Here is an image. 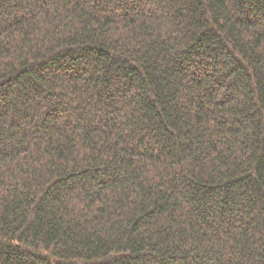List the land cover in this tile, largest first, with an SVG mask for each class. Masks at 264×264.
<instances>
[{"label":"trees","instance_id":"1","mask_svg":"<svg viewBox=\"0 0 264 264\" xmlns=\"http://www.w3.org/2000/svg\"><path fill=\"white\" fill-rule=\"evenodd\" d=\"M0 264H264V0H0Z\"/></svg>","mask_w":264,"mask_h":264}]
</instances>
